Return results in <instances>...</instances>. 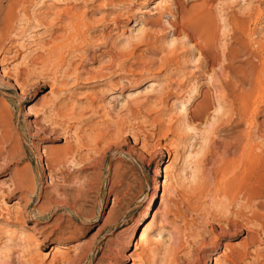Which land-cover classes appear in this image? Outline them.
<instances>
[{
  "label": "rangeland",
  "instance_id": "1",
  "mask_svg": "<svg viewBox=\"0 0 264 264\" xmlns=\"http://www.w3.org/2000/svg\"><path fill=\"white\" fill-rule=\"evenodd\" d=\"M19 1L0 0V264H264V0Z\"/></svg>",
  "mask_w": 264,
  "mask_h": 264
},
{
  "label": "bare ground",
  "instance_id": "2",
  "mask_svg": "<svg viewBox=\"0 0 264 264\" xmlns=\"http://www.w3.org/2000/svg\"><path fill=\"white\" fill-rule=\"evenodd\" d=\"M35 1V0H34ZM21 2V3H20ZM32 2H33V0H20L19 1V3H20V7L22 8V9H24V12L25 11H28V8L30 7V6H32ZM35 6V5H34ZM12 10V9H11ZM65 10V9H64ZM64 12H68V11H64ZM201 12V11H200ZM12 13V12H11ZM10 13V14H11ZM16 18V16L14 17V19ZM57 19V18H56ZM9 20V19H8ZM16 20V19H15ZM15 20H13L12 18L6 23V25H5V28H3V29H1L0 30V46L1 45H4V43L2 42L3 40H5V38H8V37H10L11 35H14L13 34V29H15V28H13V26H12V22H14ZM22 20V19H21ZM72 23H74V19H72ZM15 23V22H14ZM13 23V24H14ZM17 23V22H16ZM203 24V23H202ZM75 25V30H77L78 31V29H79V26H80V24H77V23H75L74 24ZM20 26V25H19ZM19 28V27H18ZM21 31V30H20ZM19 31V32H20ZM15 32H17V31H15ZM17 34V33H16ZM20 34H21V32H20ZM18 35H19V33H18ZM5 42V41H4ZM3 43V44H2ZM64 45V44H63ZM63 45H61V47H64ZM60 47V48H61ZM2 48V47H1ZM4 57H6V56H4ZM6 58H10V57H6ZM5 58V59H6ZM5 59H2L1 58V60H2V62H5L6 60ZM10 59H12V58H10ZM0 60V61H1ZM7 63V62H6ZM264 75V62L262 63V65H261V67H260V69H259V72H258V77L260 76V78L262 77ZM154 79H155V77H154ZM260 80V79H259ZM144 82V81H143ZM145 83V82H144ZM58 84V83H57ZM52 89V88H51ZM197 92V91H196ZM129 98H132L133 97V94L131 93H129ZM242 97V96H241ZM190 99H192V97H190L188 100H187V102L186 103H188V104H190ZM21 102V101H20ZM104 133V132H103ZM102 132H101V134H103ZM107 133V132H106ZM100 134V135H101ZM102 136V135H101ZM184 168H181L180 169V171H179V173H178V175H177V177L178 178H181V177H183L185 174H184ZM164 180H163V183H162V190H164V189H166V187H167V185H168V182L170 181V179H172L171 178V175L173 174V171L171 170V168H170V166H168V165H165L164 166ZM190 187V186H189ZM164 192V191H163ZM156 194L157 193H154L153 195H152V198L150 199V203H149V205L155 200V197H156ZM163 196H164V194H163ZM164 198V197H163ZM172 207V206H171ZM147 211H148V207H147ZM158 211V210H157ZM148 213V212H147ZM147 213L146 214H143L142 216L143 217H145L146 215H147ZM158 214V213H157ZM156 216V215H155ZM151 218H154V216H153V214L151 215ZM155 219H156V217H155ZM157 221H158V219H156ZM159 222V221H158ZM157 222V223H158ZM5 223H7L8 224V226H9V222L8 221H6ZM144 223V222H143ZM259 223V222H258ZM161 224V223H160ZM159 225V224H158ZM13 227L15 228V225H13ZM12 227V228H13ZM12 228H10L9 227V229H12ZM15 230V229H14ZM8 231V230H7ZM141 232L138 234V242L139 243H148L149 241H152V242H154V243H160V242H162V244H164V245H168V243L167 242H164L162 239H163V237H162V233H164V231H165V229H162V228H159V227H156L153 231L151 230V228H150V226L148 227V225H145V226H143L142 228H141V230H140ZM11 233V232H10ZM16 234H18V233H16ZM14 235V234H13ZM172 236V235H171ZM175 238V237H174ZM6 244L8 245V240H7V242L5 243V245H3V246H6ZM79 244H77V245H72V246H68V247H60V246H54L53 247V251L55 252V254L58 256H60V255H67L68 254V251L66 250V249H76V247L78 246ZM80 246V245H79ZM150 247V246H149ZM151 248V247H150ZM146 252V251H145ZM150 253H153V251H152V249L150 250ZM132 254V257H134V258H136V259H139V258H143L142 257V254L139 252V247L136 245L135 246V249H134V251H133V253H131ZM150 255V254H149ZM227 257V256H226ZM135 259V260H136ZM216 259V258H215ZM52 264H54V262H52Z\"/></svg>",
  "mask_w": 264,
  "mask_h": 264
}]
</instances>
